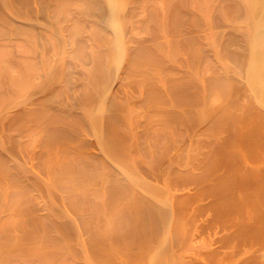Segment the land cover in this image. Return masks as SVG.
I'll use <instances>...</instances> for the list:
<instances>
[{
	"label": "bare ground",
	"instance_id": "6f19581e",
	"mask_svg": "<svg viewBox=\"0 0 264 264\" xmlns=\"http://www.w3.org/2000/svg\"><path fill=\"white\" fill-rule=\"evenodd\" d=\"M0 264H264V0H0Z\"/></svg>",
	"mask_w": 264,
	"mask_h": 264
}]
</instances>
